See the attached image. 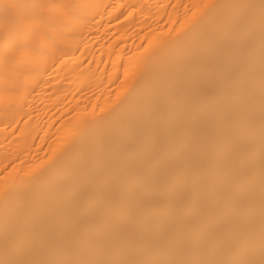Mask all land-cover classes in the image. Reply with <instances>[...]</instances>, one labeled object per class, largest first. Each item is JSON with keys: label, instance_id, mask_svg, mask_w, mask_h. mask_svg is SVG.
Here are the masks:
<instances>
[{"label": "bare ground", "instance_id": "6f19581e", "mask_svg": "<svg viewBox=\"0 0 264 264\" xmlns=\"http://www.w3.org/2000/svg\"><path fill=\"white\" fill-rule=\"evenodd\" d=\"M0 264H264V0H0Z\"/></svg>", "mask_w": 264, "mask_h": 264}]
</instances>
